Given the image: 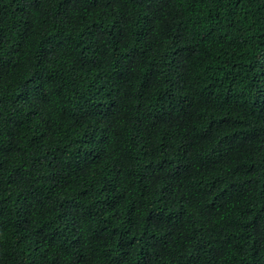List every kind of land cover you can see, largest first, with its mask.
Here are the masks:
<instances>
[{
  "label": "trees",
  "instance_id": "16d2710c",
  "mask_svg": "<svg viewBox=\"0 0 264 264\" xmlns=\"http://www.w3.org/2000/svg\"><path fill=\"white\" fill-rule=\"evenodd\" d=\"M0 264H264V0H0Z\"/></svg>",
  "mask_w": 264,
  "mask_h": 264
}]
</instances>
